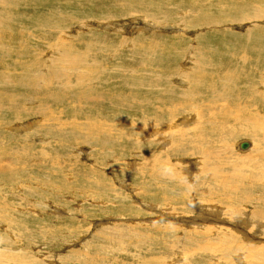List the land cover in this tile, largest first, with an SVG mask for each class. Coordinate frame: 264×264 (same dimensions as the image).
Segmentation results:
<instances>
[{
  "label": "rangeland",
  "instance_id": "rangeland-1",
  "mask_svg": "<svg viewBox=\"0 0 264 264\" xmlns=\"http://www.w3.org/2000/svg\"><path fill=\"white\" fill-rule=\"evenodd\" d=\"M253 10L264 0H0V264H240L173 223L211 204L201 224L245 212L264 246Z\"/></svg>",
  "mask_w": 264,
  "mask_h": 264
},
{
  "label": "bare ground",
  "instance_id": "bare-ground-1",
  "mask_svg": "<svg viewBox=\"0 0 264 264\" xmlns=\"http://www.w3.org/2000/svg\"><path fill=\"white\" fill-rule=\"evenodd\" d=\"M179 9V8H178ZM255 9V8H254ZM259 9V8H258ZM257 10V9H256ZM256 10H253L252 11V14H253V18H260L261 16H259V14L260 15H264V13H260V11H256ZM177 13V12H176ZM201 16V15H200ZM245 16V15H244ZM231 17V16H230ZM244 18V17H243ZM235 20V19H234ZM248 38V37H247ZM210 45V44H209ZM69 48V47H68ZM191 48V47H190ZM193 48V47H192ZM197 51H199V50H197ZM73 52V51H72ZM117 53V52H116ZM212 53V52H211ZM66 56H68V55H66ZM181 57V56H180ZM198 57H199V55H198ZM76 58V57H75ZM84 58H86V57H84ZM191 58V57H190ZM71 60H72V57H71ZM67 61V60H66ZM199 61V60H198ZM73 62V61H72ZM75 62V61H74ZM67 63H68V61H67ZM199 62H197V64H198ZM200 64H202L201 62H200ZM204 64V63H203ZM208 64V63H207ZM199 66V65H198ZM200 69H201V67H200ZM219 70V69H218ZM226 70V69H225ZM186 71V70H185ZM218 72V71H217ZM224 72V71H223ZM200 75H201V73H200ZM203 75V77L206 75H204V74H202ZM207 76V75H206ZM202 77V78H203ZM83 78V77H82ZM201 78V79H202ZM227 79V78H226ZM202 80H204V79H202ZM236 80V79H235ZM230 81V80H229ZM210 82V81H209ZM44 84V83H43ZM201 84H203V83H201ZM227 84V83H226ZM226 86V85H225ZM233 87V86H232ZM229 88V87H228ZM225 90V89H224ZM222 91V90H221ZM227 91V90H226ZM216 92V91H215ZM114 95V94H113ZM220 97H221V95H220ZM215 98H217V97H215ZM216 100V99H215ZM132 102V101H131ZM138 103V102H137ZM176 103V102H175ZM230 105V104H229ZM228 105V106H229ZM208 108V107H207ZM232 108V107H231ZM233 109H235V107L233 108ZM242 109V108H241ZM230 110H232V109H230ZM198 111V110H197ZM234 112H236V111H234ZM236 114V113H235ZM174 115V114H173ZM197 116V115H196ZM200 116V115H199ZM218 116H219V114H218ZM193 118V117H192ZM191 118V119H192ZM187 119V118H186ZM200 119V118H199ZM202 119V118H201ZM170 120V119H169ZM183 120V119H182ZM194 120V119H193ZM236 120V119H235ZM171 121V120H170ZM206 121V120H205ZM204 121V122H205ZM222 121H224V120H222ZM203 122V121H202ZM220 122V121H219ZM251 122V121H250ZM216 123H217V121H216ZM252 123V122H251ZM189 124V123H188ZM199 124H200V122H199ZM205 124H207V123H205ZM217 124H220V123H217ZM253 124V123H252ZM254 125V124H253ZM192 126V125H191ZM190 126V127H191ZM211 126L212 125H210V127H209V129L211 128ZM220 126V125H219ZM200 127V126H199ZM188 128V127H187ZM202 129V128H201ZM220 129H221V127H220ZM204 130V129H203ZM217 130V129H216ZM250 130V133H252V134H250L251 135V138H253L254 136H256V135H253V134H255V132L256 133H260V138H262V139H264V132H260V131H257V130H253V129H249ZM188 131V130H187ZM190 131V130H189ZM194 131V130H193ZM213 131V130H212ZM148 132V131H147ZM146 132V134H148ZM179 132V131H178ZM217 132V131H216ZM219 132V131H218ZM221 133V132H220ZM234 133V132H233ZM154 134V133H153ZM105 136V135H104ZM232 136V135H231ZM161 137V136H160ZM230 137V136H229ZM226 138V137H225ZM262 139H260V141H258V142H262L263 140ZM194 141V140H193ZM202 141V140H201ZM195 142V141H194ZM202 143V142H201ZM168 144V143H167ZM241 144V143H240ZM249 146V145H248ZM255 146H256V149L258 150L259 149V146H258V144H255ZM261 146V145H260ZM200 147H202V145L200 146ZM238 148L240 149V145H239V143H238ZM207 149V148H206ZM206 149H204V150H206ZM247 149V148H246ZM245 150V149H244ZM213 151V150H212ZM203 152H205V151H203ZM202 152V153H203ZM259 152H260V150H259ZM258 152V155H260V157H262V154H260ZM204 154V153H203ZM206 156V155H205ZM263 158V157H262ZM240 159V158H239ZM237 160V159H236ZM237 161H239V160H237ZM264 164V163H263ZM218 165H220V164H218ZM240 165H242V164H240ZM255 165H257V164H254V165H252L251 167L254 169V167H256L255 169H257L258 168V165L257 166H255ZM261 165H262V163H261ZM260 165V166H261ZM264 166V165H263ZM229 167V166H228ZM236 168V166L235 167H231V171L228 173V174H226L227 176H225V177H223V178H221L222 180H223V182H221L222 183V185L223 186H225L226 184H231V183H233L234 181H238L239 179H243L245 176L242 174V173H240L241 172V169H239L240 170V172H237V171H235V170H237V168ZM264 168V167H263ZM217 169V168H216ZM260 169H262V168H260ZM258 170H259V168H258ZM262 170H260V172L258 171V177L260 176V173H263V171L261 172ZM210 172V171H209ZM212 172V171H211ZM227 173V172H226ZM256 174V173H255ZM246 176H247V174H246ZM249 176V175H248ZM253 176V178H254V176L255 175H252ZM214 177V176H213ZM215 179H218L217 177H214ZM232 179H234V181H232ZM256 179V178H255ZM219 180V179H218ZM21 183V182H20ZM239 183V182H238ZM242 184V183H241ZM200 185V184H199ZM202 186H203V183L201 184ZM235 185V184H234ZM205 186V185H204ZM204 186H203V188H204ZM229 186V185H228ZM225 188H226V190H230L231 189V187H230V189H229V187H226L225 186ZM228 188V189H227ZM241 188V187H240ZM201 189V188H200ZM206 189V195H213L212 193H211V190L208 188H205ZM214 190V189H213ZM215 190H217L216 188H215ZM225 190V191H226ZM232 190V189H231ZM238 189H236L235 191H237ZM218 191V190H217ZM223 191H224V188H223ZM215 192V191H214ZM232 192H234V191H232ZM240 192V191H239ZM229 193H230V191H229ZM235 193V192H234ZM243 193V192H242ZM241 193V194H242ZM219 194V193H218ZM231 194V193H230ZM244 194V193H243ZM242 194V195H243ZM220 195H221V192H220ZM226 195V197L227 198H229L228 196H227V192L225 193L224 192V196ZM212 197V196H211ZM215 197H218L219 199H220V197H219V195H216ZM222 197V196H221ZM222 199V198H221ZM224 199V198H223ZM243 199V198H242ZM210 201V200H209ZM214 201V200H213ZM228 201L229 202H234L233 200L232 201H230L229 199H228ZM165 202V201H164ZM210 203H211V201L209 202V203H206V204H209L210 205ZM224 203V202H223ZM228 204V203H227ZM33 206V205H32ZM213 205L211 204L210 206H208V207H205V206H195L196 207V209H197V207H198V214L199 215H201V217L199 216V218L197 217V219L195 218V217H192V218H190V217H185L184 219H182V218H173V219H176V221H174L173 223H175V222H179L180 223V225L181 224H184L183 226L186 228V227H191L190 228V230L192 231V233L194 232L195 233V235L196 234H199V236H202L203 238H204V236H211V235H214L215 237H217L218 236V241H217V243H218V245H220V249H221V256L224 258V259H226V258H228V257H230V258H233L234 260H236L238 263H240V264H247V260H248V264L250 263V261L251 262H253L254 261V257L256 256L257 257V259H261V260H264V246H263V244L262 245H258V244H255L254 243V241H252V240H256L255 238H257V237H255L254 239L252 238V237H250V236H252V233H250L249 231H248V226L250 225V220H248V216H246L245 215V212H244V214H242L243 215V218H241V219H238V218H236L235 219V217L233 216V212L231 213H229V214H223L224 216H225V219L222 221L221 220V222L219 221V223L218 224H214V225H206V224H201L202 222L203 223H205L204 222V216L206 215V216H208V218L210 217V215H213L214 217L216 216V214H214L215 213V211L213 210V207H212ZM242 206V205H241ZM6 207V206H5ZM219 207V206H218ZM12 208V207H11ZM149 208V207H148ZM199 208H201V210L202 211H200L199 210ZM205 208H207V209H210V210H208L207 212L205 211ZM231 208V207H230ZM238 208V207H237ZM212 209V210H211ZM218 209V208H217ZM4 210V209H3ZM13 210V209H12ZM173 211V210H172ZM197 211V210H196ZM212 211H214V213L212 212ZM217 211V210H216ZM222 211V210H221ZM2 212V211H1ZM5 212V211H4ZM3 212V213H4ZM220 212V211H219ZM218 211H217V213H219ZM6 213V212H5ZM12 213V212H11ZM170 213V212H169ZM212 213V214H211ZM228 213V212H227ZM262 214V213H261ZM159 215L161 216V218L160 219H165V221L166 220H168V219H171V216H168L167 215V213L166 212H159ZM188 216V215H187ZM223 217V216H222ZM234 217V218H233ZM1 219L3 218V217H0ZM7 218V217H6ZM190 218V219H189ZM218 218H221L220 216L218 217ZM8 219V218H7ZM185 219H187L189 222H184V220ZM213 218H211V221H213L212 220ZM3 220H5L4 218H3ZM210 220V219H209ZM209 220H207V221H209ZM6 221V220H5ZM210 221V222H211ZM201 222V223H200ZM217 222V221H216ZM234 222V223H233ZM214 223V222H213ZM220 223H222L223 225H221ZM253 223V222H252ZM14 224V223H13ZM176 224V223H175ZM188 224V225H187ZM190 224H197V226H190ZM207 224H208V222H207ZM260 224V223H259ZM173 225V224H172ZM187 225V226H186ZM206 225V226H205ZM252 225V224H251ZM223 226H225V227H223ZM227 226V227H226ZM244 228H245V230H244ZM187 229V228H186ZM193 229H197V230H193ZM184 231V230H183ZM188 234V233H187ZM120 235V234H119ZM190 235H191V233H190ZM192 235H194V234H192ZM194 235V236H195ZM235 235H237V236H239L240 235V237H242L243 238V241L241 240V242H240V240H238L240 237H235ZM189 236V235H188ZM253 236H255L254 234H253ZM190 237V236H189ZM188 237V238H189ZM212 237V236H211ZM250 237V238H249ZM207 238V237H206ZM205 239V238H204ZM160 240V239H159ZM186 240V239H185ZM219 240H220V242L222 241L223 242V244L222 243H220L219 242ZM197 241H198V238H197ZM250 241V242H249ZM186 242H187V240H186ZM189 242H191V241H189ZM233 243V246H231L230 245V243ZM252 242L254 243V244H252ZM262 242V241H261ZM140 243V242H139ZM180 243V242H179ZM196 243V242H195ZM247 243V244H246ZM251 243V244H250ZM211 245H213V244H211ZM216 245V244H215ZM189 246V245H188ZM206 247V246H205ZM205 247H203V248H205ZM210 247V246H209ZM212 247V246H211ZM188 248V247H187ZM206 248H208V245H207V247ZM211 249V248H210ZM172 250V249H171ZM205 250V249H204ZM216 250V248H214V250H213V252H216L215 251ZM160 251V250H159ZM180 252H183V251H181L180 250ZM189 252V251H188ZM218 252H219V250H218ZM185 253V252H184ZM184 253H183V256H184ZM182 254V253H181ZM165 255V254H164ZM171 255V254H170ZM167 256H169V255H167ZM180 257H181V255H180ZM185 257V256H184ZM245 260H244V259ZM173 259V258H172ZM183 259V258H182ZM260 260V261H261ZM181 261V260H180ZM176 262V261H175ZM263 263V262H262ZM236 264V263H235ZM250 264H253V263H250Z\"/></svg>",
  "mask_w": 264,
  "mask_h": 264
},
{
  "label": "water",
  "instance_id": "water-1",
  "mask_svg": "<svg viewBox=\"0 0 264 264\" xmlns=\"http://www.w3.org/2000/svg\"><path fill=\"white\" fill-rule=\"evenodd\" d=\"M248 147V143L247 142H244L240 145V148L241 149H246Z\"/></svg>",
  "mask_w": 264,
  "mask_h": 264
}]
</instances>
